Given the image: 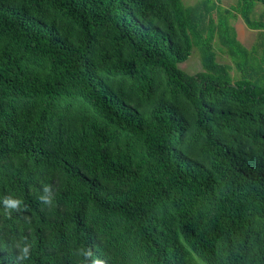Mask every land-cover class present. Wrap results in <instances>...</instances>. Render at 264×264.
Listing matches in <instances>:
<instances>
[{"label":"trees","instance_id":"obj_1","mask_svg":"<svg viewBox=\"0 0 264 264\" xmlns=\"http://www.w3.org/2000/svg\"><path fill=\"white\" fill-rule=\"evenodd\" d=\"M237 1L248 50L212 0H0V264H264V0Z\"/></svg>","mask_w":264,"mask_h":264},{"label":"rangeland","instance_id":"obj_2","mask_svg":"<svg viewBox=\"0 0 264 264\" xmlns=\"http://www.w3.org/2000/svg\"><path fill=\"white\" fill-rule=\"evenodd\" d=\"M200 0H180L181 6L184 8L191 7L197 4ZM215 4V12L219 13L223 10H227L225 20L227 25L233 30L236 41L241 47L246 50L250 49L256 42V31L248 29L240 19L237 12L238 1L237 0H212ZM213 14V17L217 14ZM264 17V6L259 3H254L249 19L259 20ZM264 21V18L262 19ZM211 52L213 53V61L218 65H225L230 67V75L234 74V68H232L231 60L227 55L224 48H222L214 38L211 42ZM177 68L188 74L193 75L201 72L200 56L195 47L192 48L189 57L183 62L177 65Z\"/></svg>","mask_w":264,"mask_h":264},{"label":"clouds","instance_id":"obj_3","mask_svg":"<svg viewBox=\"0 0 264 264\" xmlns=\"http://www.w3.org/2000/svg\"><path fill=\"white\" fill-rule=\"evenodd\" d=\"M39 201L45 205H51L54 199V193L50 186L44 185L42 188V194L38 197ZM3 205L7 212V214H11L12 210L17 211H26V206L23 205V202L19 199H15L12 197H6L3 199ZM19 247V246H18ZM30 244H25L23 247H19V252L17 256L15 257L17 264H19L20 261L28 260L30 257ZM79 255L83 256L85 258V262H87V259L92 257L91 249L88 251L84 250H78ZM93 264H103V261L98 258H93Z\"/></svg>","mask_w":264,"mask_h":264}]
</instances>
